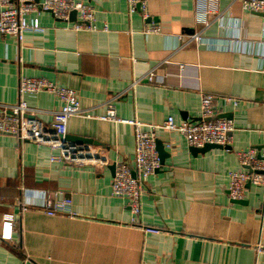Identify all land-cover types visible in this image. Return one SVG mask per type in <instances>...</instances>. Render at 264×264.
<instances>
[{"label":"crops","instance_id":"obj_1","mask_svg":"<svg viewBox=\"0 0 264 264\" xmlns=\"http://www.w3.org/2000/svg\"><path fill=\"white\" fill-rule=\"evenodd\" d=\"M76 1L92 7L93 29L71 28L75 10L67 24L40 11L21 42L0 34V102L18 101L22 77L44 78L75 90L87 114L63 137L84 147L76 161L0 136V264H264V188L246 183L237 200L228 190V174L244 169L238 153L264 146V14L240 0H148L143 14L127 0ZM205 94L232 121L229 148L193 153L178 132L157 130L165 153L133 218L111 181L118 163L133 165L135 130L100 117L197 121ZM23 99L50 132L57 97ZM62 198L74 215H48Z\"/></svg>","mask_w":264,"mask_h":264},{"label":"built area","instance_id":"obj_2","mask_svg":"<svg viewBox=\"0 0 264 264\" xmlns=\"http://www.w3.org/2000/svg\"><path fill=\"white\" fill-rule=\"evenodd\" d=\"M147 1L127 0L130 10L140 6L142 14ZM240 2L244 10L264 14V0H240ZM70 10L77 12V21L71 25L73 30L94 28L92 7L76 0H0V34L12 36L17 42H21L26 33L38 29V19L34 15L40 11L50 12L53 17L67 24ZM145 31L158 32L159 28L155 24H150ZM192 38L198 40L199 36L194 34ZM42 91L53 93L59 102L58 107L51 112L50 132L43 128L37 118L27 117V114L35 109L23 99L25 94ZM18 93L20 97L17 102H0V136H13L22 141L27 140L39 145L50 144V147L61 149L58 155L50 156L51 162L79 159L74 153L85 150L84 147H80L81 150H73L71 149L73 147L66 146L67 143L63 139L70 117L87 116L80 107L77 92L44 78L22 77L19 81ZM214 116L212 96L205 94L201 98V114L197 121L177 122L172 116H167L162 124H149L136 119H117L112 109L107 110L106 114L100 117L102 120L131 124L135 130L133 165L118 163L111 181V194L126 200L133 218L139 214L142 206L144 179L161 166L155 150L157 130L178 132L185 142L193 147H202L208 143L226 146L230 140L229 133L233 129L232 121L226 118L209 119ZM238 159L244 169L231 171L228 174L229 197L233 200L244 196L246 183L264 188V146L261 149L249 148L240 151ZM132 170L137 174V178L132 177ZM70 203L69 198L57 200L46 213L50 216L63 213L73 216V212L68 209ZM146 230L151 233L159 231L152 227Z\"/></svg>","mask_w":264,"mask_h":264},{"label":"water","instance_id":"obj_3","mask_svg":"<svg viewBox=\"0 0 264 264\" xmlns=\"http://www.w3.org/2000/svg\"><path fill=\"white\" fill-rule=\"evenodd\" d=\"M73 13H75V12H72V14H71V16L73 15ZM214 118H222L221 116H214V117H211V118H209L210 120H212V119H214ZM65 136V135H64ZM63 136V137H64ZM72 138L74 139V140H77L76 142H78L79 141V143H81L82 142V139L83 138H80V137H74V136H72ZM71 138V139H72ZM81 141V142H80ZM155 147H156V150L158 151V156H159V158H160V160H162V157L164 156V150H163V146H162V143L159 141V140H156L155 141ZM214 147H219V148H229V146L228 145H226V146H221V145H217V144H205V145H203L202 147H193V146H190V151L191 152H193V153H195V152H203V151H206V150H209V149H211V148H214ZM162 162V161H161ZM132 177H134V178H137V174L135 173V171H133L132 170Z\"/></svg>","mask_w":264,"mask_h":264},{"label":"rangeland","instance_id":"obj_4","mask_svg":"<svg viewBox=\"0 0 264 264\" xmlns=\"http://www.w3.org/2000/svg\"><path fill=\"white\" fill-rule=\"evenodd\" d=\"M208 144H210V143H208Z\"/></svg>","mask_w":264,"mask_h":264}]
</instances>
